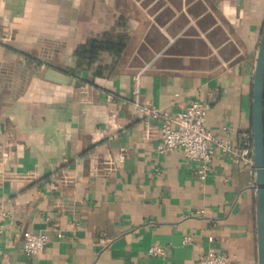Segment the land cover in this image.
<instances>
[{"label":"crops","instance_id":"crops-1","mask_svg":"<svg viewBox=\"0 0 264 264\" xmlns=\"http://www.w3.org/2000/svg\"><path fill=\"white\" fill-rule=\"evenodd\" d=\"M263 27L264 0H0V264H199L208 250L259 264L255 173L215 148L200 179L182 149L157 151L161 124L147 132L134 104L137 90L172 115L199 101L236 147ZM105 32L122 53L79 67ZM27 231L48 235L41 254H25Z\"/></svg>","mask_w":264,"mask_h":264},{"label":"built area","instance_id":"built-area-1","mask_svg":"<svg viewBox=\"0 0 264 264\" xmlns=\"http://www.w3.org/2000/svg\"><path fill=\"white\" fill-rule=\"evenodd\" d=\"M134 105L143 118L147 132L152 122H160L161 139L157 145V151L163 154L177 148L182 149L188 160L198 164L197 175L200 179H205L208 173L210 163L215 156V148H219L224 154L231 155L235 162L243 164L255 173L252 134H241L236 147L228 141L219 140L206 125L207 105L194 100L184 110L172 115L167 110L150 104H142L139 101L138 90L135 92ZM7 216L8 212L0 206V231L1 223ZM184 239L190 242L193 238L186 236ZM48 240V235L44 232H25L23 239L25 254L27 256L41 254ZM148 253L164 255L165 248L153 245L148 249ZM199 264H235V259L226 252L208 250L200 256Z\"/></svg>","mask_w":264,"mask_h":264},{"label":"water","instance_id":"water-1","mask_svg":"<svg viewBox=\"0 0 264 264\" xmlns=\"http://www.w3.org/2000/svg\"><path fill=\"white\" fill-rule=\"evenodd\" d=\"M49 73L53 75V79L64 84L79 83L68 74L52 68L49 69ZM252 140L255 162L258 256L259 264H264V27L253 78Z\"/></svg>","mask_w":264,"mask_h":264},{"label":"trees","instance_id":"trees-1","mask_svg":"<svg viewBox=\"0 0 264 264\" xmlns=\"http://www.w3.org/2000/svg\"><path fill=\"white\" fill-rule=\"evenodd\" d=\"M126 43L123 34H115L105 32L102 35L90 39L85 45L76 50L79 67L90 68L99 60L101 53L109 52L120 55L124 50ZM101 68L97 70V74H101Z\"/></svg>","mask_w":264,"mask_h":264}]
</instances>
